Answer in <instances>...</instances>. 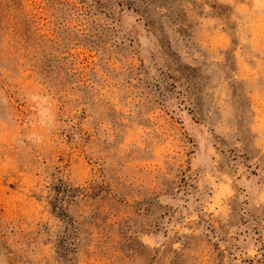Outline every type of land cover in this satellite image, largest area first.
<instances>
[{
    "label": "rangeland",
    "instance_id": "374dc122",
    "mask_svg": "<svg viewBox=\"0 0 264 264\" xmlns=\"http://www.w3.org/2000/svg\"><path fill=\"white\" fill-rule=\"evenodd\" d=\"M0 264H264V0H0Z\"/></svg>",
    "mask_w": 264,
    "mask_h": 264
},
{
    "label": "trees",
    "instance_id": "16d2710c",
    "mask_svg": "<svg viewBox=\"0 0 264 264\" xmlns=\"http://www.w3.org/2000/svg\"><path fill=\"white\" fill-rule=\"evenodd\" d=\"M54 188H57L58 190L62 189V191H65L67 188L65 186L62 187V185L59 186H53ZM56 190L57 195L59 194V191ZM61 191V192H62ZM49 204L51 206V211L56 215V216H60V214L63 212L62 210V205L61 203H59L58 201V197L56 196L53 200L49 201Z\"/></svg>",
    "mask_w": 264,
    "mask_h": 264
}]
</instances>
